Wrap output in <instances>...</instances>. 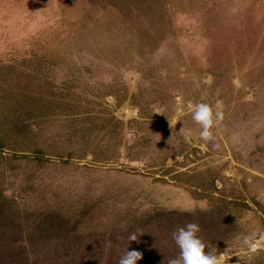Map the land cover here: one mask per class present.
I'll return each instance as SVG.
<instances>
[{"label": "rangeland", "instance_id": "1", "mask_svg": "<svg viewBox=\"0 0 264 264\" xmlns=\"http://www.w3.org/2000/svg\"><path fill=\"white\" fill-rule=\"evenodd\" d=\"M188 223L264 264V0H0V264H169Z\"/></svg>", "mask_w": 264, "mask_h": 264}, {"label": "clouds", "instance_id": "2", "mask_svg": "<svg viewBox=\"0 0 264 264\" xmlns=\"http://www.w3.org/2000/svg\"><path fill=\"white\" fill-rule=\"evenodd\" d=\"M192 119L201 125L200 138L208 141L213 139L211 129L216 123L223 119L222 112H214L207 103H196L193 105ZM182 133V130H181ZM187 139V137H185ZM199 225L188 223L177 229L172 235L179 248V255L171 259L169 264H221L219 256L212 249L205 253V243L198 237ZM129 241L137 240L135 232L128 237ZM248 244V240L244 241ZM142 259V254L136 250H126L120 258L119 264H137Z\"/></svg>", "mask_w": 264, "mask_h": 264}]
</instances>
